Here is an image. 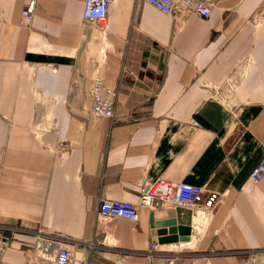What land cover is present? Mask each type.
Instances as JSON below:
<instances>
[{
	"label": "crops",
	"instance_id": "obj_1",
	"mask_svg": "<svg viewBox=\"0 0 264 264\" xmlns=\"http://www.w3.org/2000/svg\"><path fill=\"white\" fill-rule=\"evenodd\" d=\"M23 1L0 0V224L15 227L3 258L23 261L38 229L92 239L88 264H240L263 247L264 177L249 171L264 158V0H214L207 18L110 0L99 59L82 0H36L28 28ZM94 68L112 117L89 112ZM142 176L218 192L203 231L157 237L151 217L190 228L180 207L97 216L99 198L137 202Z\"/></svg>",
	"mask_w": 264,
	"mask_h": 264
},
{
	"label": "built area",
	"instance_id": "obj_2",
	"mask_svg": "<svg viewBox=\"0 0 264 264\" xmlns=\"http://www.w3.org/2000/svg\"><path fill=\"white\" fill-rule=\"evenodd\" d=\"M110 0H82L81 19L95 26L98 30L106 27L107 4ZM159 11L174 18L183 17L192 12L200 18L209 16L214 0H142ZM36 0H24L20 9L18 23L28 28L33 18ZM88 93L90 96L89 112L94 116L111 117L114 111L113 88L105 85L102 75L94 68L90 76ZM235 76H227L224 86L229 92L236 83ZM206 84V83H205ZM249 177L257 182L264 177V158L257 161L249 171ZM220 199L219 193L206 190L199 185L161 176L147 178L142 176L138 182V200L133 202L122 198H99L95 212L99 217H123L135 221L138 217V206L152 210L165 206L180 207L189 213L190 232L199 234L203 231L214 206ZM199 224L197 228L195 224ZM12 226L0 224V264H88L89 253L93 247L92 239H74L59 231H35V244L25 248V258L21 262L3 259V253L11 240ZM194 236V235H191ZM157 243H148L147 252L156 250ZM240 264H264V246L247 248Z\"/></svg>",
	"mask_w": 264,
	"mask_h": 264
},
{
	"label": "water",
	"instance_id": "obj_3",
	"mask_svg": "<svg viewBox=\"0 0 264 264\" xmlns=\"http://www.w3.org/2000/svg\"><path fill=\"white\" fill-rule=\"evenodd\" d=\"M172 213L173 211L171 210L170 214ZM150 224L154 228L153 232L159 235L157 237H161L159 239L167 241L176 240L177 234L184 235L186 237L190 229L187 224L177 223L174 216L161 219H153L151 217Z\"/></svg>",
	"mask_w": 264,
	"mask_h": 264
},
{
	"label": "bare ground",
	"instance_id": "obj_4",
	"mask_svg": "<svg viewBox=\"0 0 264 264\" xmlns=\"http://www.w3.org/2000/svg\"><path fill=\"white\" fill-rule=\"evenodd\" d=\"M32 21V20H31ZM96 30V29H95ZM96 32V31H95ZM94 32V33H95ZM97 35V34H96ZM102 35V30H98V36L100 37ZM99 40V39H98ZM90 44V43H89ZM94 43H92L93 45ZM90 47V53L95 55V57H97V59L101 58V55H102V50H103V44L101 42V38H100V42H98L96 45ZM106 45V44H105ZM101 50V51H100ZM104 54V53H103ZM239 69V68H238ZM231 90V89H230ZM227 95H230L229 93H227ZM224 96V95H223ZM223 102L225 104H228V103H231V100L226 99V100H223ZM229 105V104H228ZM114 113V111H113ZM92 114V113H91ZM93 115V114H92ZM94 116V115H93ZM113 116V115H112ZM111 116V117H112ZM95 117H106V116H95ZM207 222V221H206ZM197 228H200L199 224H195ZM189 232H190V229H189ZM189 234V233H188ZM9 246V245H8ZM157 248V247H156ZM5 252V251H4ZM4 254V253H3ZM3 257V256H2ZM4 259V258H3Z\"/></svg>",
	"mask_w": 264,
	"mask_h": 264
},
{
	"label": "rangeland",
	"instance_id": "obj_5",
	"mask_svg": "<svg viewBox=\"0 0 264 264\" xmlns=\"http://www.w3.org/2000/svg\"><path fill=\"white\" fill-rule=\"evenodd\" d=\"M85 25H86L87 27L91 28L94 32L96 31L95 33H96L97 35L94 36V37H97V38H96L97 41L100 42V38H101V36H100V37L98 36V29L95 28V27H93V26H91V25L89 26V24H87V23H85ZM95 29H96V30H95ZM92 38H93V37H92ZM92 38H91V40H90L91 42H90L89 45H91L92 43H94L93 41L95 40V38H93V39H92ZM98 39H99V40H98ZM101 39H102V38H101ZM93 46H94V45H93ZM100 51H101V50H100ZM225 96H226V95H225ZM221 98H224L223 95L221 96ZM224 99L226 100V98H224ZM224 99H223V100H224ZM223 100H222V101H223Z\"/></svg>",
	"mask_w": 264,
	"mask_h": 264
}]
</instances>
